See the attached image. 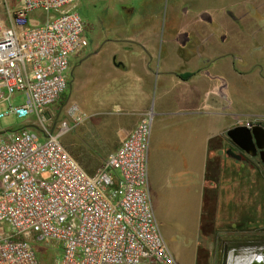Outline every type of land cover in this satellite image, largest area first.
Listing matches in <instances>:
<instances>
[{"label": "built area", "instance_id": "2783aa9c", "mask_svg": "<svg viewBox=\"0 0 264 264\" xmlns=\"http://www.w3.org/2000/svg\"><path fill=\"white\" fill-rule=\"evenodd\" d=\"M74 2L20 0L13 10L0 0V120L28 121L0 129V264H40L37 243L60 249L54 264H176L149 197L152 114L92 175L60 143L67 124L54 132L70 61L89 46ZM68 115L75 124L86 118Z\"/></svg>", "mask_w": 264, "mask_h": 264}, {"label": "crops", "instance_id": "0c3cea01", "mask_svg": "<svg viewBox=\"0 0 264 264\" xmlns=\"http://www.w3.org/2000/svg\"><path fill=\"white\" fill-rule=\"evenodd\" d=\"M208 1L174 0L168 24L152 22L148 15L147 22L122 30L120 39H107L91 49L88 46L83 56L72 62L68 79L72 114L78 110L92 119L95 112L104 109L100 114L111 120L108 130L114 138L109 153L118 148L142 116L152 114L148 181L154 215L163 222H181L192 237L195 220H201L195 240L204 238L203 229L214 224L210 209L219 207L205 197L206 185L219 184L227 176L224 185L229 190L241 186V163L225 156L234 155L237 149L226 131L246 123L264 127L251 118L233 120V109L226 98L244 84V75L236 71L229 54L219 56L215 51L220 43L214 39V31L224 37V46L234 45V34L240 32L243 45L250 43L247 26L244 22L236 26L233 20L250 15L245 8L247 2L250 8V0H217V7ZM126 12L127 18L134 14L132 8ZM182 14L184 19L171 24ZM224 33L231 42L226 41ZM252 74L254 71L244 80L251 81L255 75L247 76ZM241 190L226 198L227 203L242 202L245 198ZM213 217L220 219L218 214ZM244 220L245 215L234 210L231 224ZM202 256L205 258L204 253ZM191 262L195 264L196 254Z\"/></svg>", "mask_w": 264, "mask_h": 264}, {"label": "rangeland", "instance_id": "374dc122", "mask_svg": "<svg viewBox=\"0 0 264 264\" xmlns=\"http://www.w3.org/2000/svg\"><path fill=\"white\" fill-rule=\"evenodd\" d=\"M7 1L13 10L18 9L21 5L20 0ZM204 1L202 0V2ZM172 2L174 0H75L74 11L88 27V49H91L94 44L103 43L107 39H120L119 34L122 30L147 22L148 15L152 22L168 24L172 17L170 13ZM208 4L213 7L220 6L217 0H209ZM260 5L264 6V0H250V8L247 2L245 8L250 16L241 18V22L239 21L240 23L244 22V26H247L245 32L250 33L249 44L243 45L241 39L243 34L240 32L234 34V45L231 43L229 46H224L222 44V41L225 40L224 37L221 38V33L214 31V39L220 43L215 49L219 56L229 54L230 59L235 61L236 71L244 77L249 72L254 71L255 73L247 76L249 79L255 75L251 81L244 80L242 77L244 84L242 83L238 91H231V94L226 98V104L233 109L232 115H234L233 120L235 122L251 118L253 121L264 124V10L255 12V8ZM131 8L134 10V14L127 18L128 12L126 11ZM184 16L182 14L180 17L174 18L171 24L175 25V22L179 21L178 18L184 19ZM139 21L141 22L139 23ZM224 35L227 37L226 41L231 42L230 37L226 33ZM84 53L85 51L75 57L74 60L72 59L70 66L72 62L75 64ZM70 99V92L67 88L52 108L56 116L54 132L59 129L60 123L65 122L67 124L69 130L61 137V145L86 173L94 174L104 163L105 157L109 153L108 149L111 148L110 142L113 143L111 139L114 137L109 135L110 131L108 130L112 122L108 116L100 114L102 111L104 112V109L95 112L92 119L87 117L88 114L76 110L75 116L78 114H85L86 116L82 124L76 125L68 115V112L74 109ZM20 102L21 98L19 97L14 100L15 105ZM0 112H3L2 107H0ZM259 116L261 118H256ZM25 123L26 119L10 116L0 120V129L16 130L24 126ZM34 123H36L35 120ZM49 125V122L45 124L46 127ZM104 135L109 137H104ZM40 141L43 142V139ZM234 152V155L229 153L225 156L237 164H242L238 167L241 169V172L238 173L241 186L237 185L229 190L224 185L227 176L219 184L208 183L206 185L205 197L210 199L211 204L219 207L210 209V219H214V224L203 229L205 236L202 240H195L198 223L200 224L201 220L199 222L198 219L195 220L193 237L190 231H185V226L179 221L163 222L159 219L156 220L176 264H192L193 254H196L195 264H203L202 262L207 258V262H204L206 264H228L227 261L231 252L238 255L245 248L254 250L264 248V165L259 162L258 158H249L238 149ZM230 178L232 179V176L229 175ZM231 189L234 190L231 191ZM239 189H242V198L245 199L240 203L232 201L227 203L226 198H230ZM242 204L245 205V208L240 209L239 206ZM234 210H239L245 215L243 223L231 224ZM213 214L216 216L218 214L220 219L214 218ZM215 220H218L219 224H216ZM190 228L191 226L188 227V230ZM33 247L40 264H54L60 258V249L53 248L51 244L37 243ZM202 247L205 248V251ZM203 253L205 258L202 256Z\"/></svg>", "mask_w": 264, "mask_h": 264}, {"label": "water", "instance_id": "95a60500", "mask_svg": "<svg viewBox=\"0 0 264 264\" xmlns=\"http://www.w3.org/2000/svg\"><path fill=\"white\" fill-rule=\"evenodd\" d=\"M49 119L48 113L44 114ZM230 142L249 158L260 159L264 164V127L261 125L235 126L226 131Z\"/></svg>", "mask_w": 264, "mask_h": 264}, {"label": "bare ground", "instance_id": "6f19581e", "mask_svg": "<svg viewBox=\"0 0 264 264\" xmlns=\"http://www.w3.org/2000/svg\"><path fill=\"white\" fill-rule=\"evenodd\" d=\"M228 264H264V248L252 249L245 248L236 255L229 254Z\"/></svg>", "mask_w": 264, "mask_h": 264}, {"label": "flooded vegetation", "instance_id": "af4514ba", "mask_svg": "<svg viewBox=\"0 0 264 264\" xmlns=\"http://www.w3.org/2000/svg\"><path fill=\"white\" fill-rule=\"evenodd\" d=\"M260 8H261V10H264V9H262V8H264V6H259ZM261 10H258V7L257 8H255V12H259V11H261ZM250 16V15H249ZM240 19L241 18H233V20H234V23H235V25L237 26V25H239L240 24ZM238 23V24H237ZM239 150V149H238ZM256 158H258V157H256ZM258 160H259V162H260V159L258 158ZM261 163V162H260ZM262 164V163H261ZM264 165V164H263Z\"/></svg>", "mask_w": 264, "mask_h": 264}]
</instances>
